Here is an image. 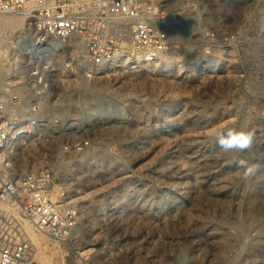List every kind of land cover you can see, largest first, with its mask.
<instances>
[{
	"label": "rangeland",
	"instance_id": "374dc122",
	"mask_svg": "<svg viewBox=\"0 0 264 264\" xmlns=\"http://www.w3.org/2000/svg\"><path fill=\"white\" fill-rule=\"evenodd\" d=\"M187 1L156 0L174 14L169 51L146 63L127 46L88 78L62 75L42 136L18 142L34 143L16 147L21 171L51 169L80 214L64 240L32 228L33 264H264V80L245 54L231 76L200 78L184 50ZM193 1L242 37L264 27V0ZM25 29L0 28V78ZM229 128L253 131L252 147L222 152L216 134ZM79 140L84 152L63 148ZM238 159L257 173L242 179Z\"/></svg>",
	"mask_w": 264,
	"mask_h": 264
},
{
	"label": "built area",
	"instance_id": "2783aa9c",
	"mask_svg": "<svg viewBox=\"0 0 264 264\" xmlns=\"http://www.w3.org/2000/svg\"><path fill=\"white\" fill-rule=\"evenodd\" d=\"M198 6L187 1L182 11L184 50L200 78L231 76L237 55L245 54L264 80V27L242 37L235 27L202 19ZM6 14L22 16L27 25L9 47V71L0 78V264H33L34 246L19 218L39 234L64 240L73 235L80 214L51 169L21 171L16 147L34 143L18 142L42 136L39 112L57 99L62 75L67 82L88 78L127 46L146 63L169 51L166 24L174 14L156 0H0V15ZM71 38L80 40L82 58ZM88 147V140L63 146L78 153Z\"/></svg>",
	"mask_w": 264,
	"mask_h": 264
},
{
	"label": "clouds",
	"instance_id": "9594fccd",
	"mask_svg": "<svg viewBox=\"0 0 264 264\" xmlns=\"http://www.w3.org/2000/svg\"><path fill=\"white\" fill-rule=\"evenodd\" d=\"M254 132L250 130L229 128L216 134V143L219 149L225 153L242 152L250 149L254 142ZM238 169H242V179H248L254 176L259 165L250 163L245 159L236 160ZM7 264V261H5Z\"/></svg>",
	"mask_w": 264,
	"mask_h": 264
},
{
	"label": "bare ground",
	"instance_id": "6f19581e",
	"mask_svg": "<svg viewBox=\"0 0 264 264\" xmlns=\"http://www.w3.org/2000/svg\"><path fill=\"white\" fill-rule=\"evenodd\" d=\"M25 25H27V24H24L23 23V17L22 16H19V17H9V18H7V17L6 18L5 17L4 18H0V28L17 29V28L25 27ZM70 43H71L72 46H74L77 49V53H80L81 54V52H83L82 51V46H81V44L77 40H75L74 38H71L70 39ZM131 52H132V50H131ZM133 53H134V57L137 59L138 58L137 52L133 50ZM24 230H25L26 233L28 232L27 235L29 236V238H30V240H31V242L33 243L34 246H35L34 243H36V244L39 243L40 244L39 241L41 240V235H40V237L39 236L36 237L37 235H35V233H34V231L32 229V226L28 222H26V224L24 226ZM39 248H40V246H39ZM35 251H36V249H35ZM35 257H37V256H35Z\"/></svg>",
	"mask_w": 264,
	"mask_h": 264
}]
</instances>
